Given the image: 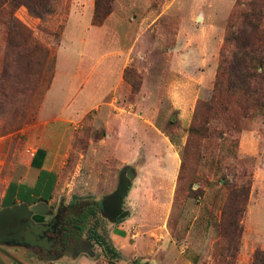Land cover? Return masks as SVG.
<instances>
[{"label":"rangeland","instance_id":"374dc122","mask_svg":"<svg viewBox=\"0 0 264 264\" xmlns=\"http://www.w3.org/2000/svg\"><path fill=\"white\" fill-rule=\"evenodd\" d=\"M44 1L43 21L26 5L0 10V194L46 126L60 152L53 208L97 204L130 166L128 217L112 225L97 211L84 234L108 242L113 229L168 230L160 250L142 257L115 250L113 259L93 243L94 264H251L264 253V106L226 92L227 111L211 100L229 16L249 0H113L101 26L92 25L95 0ZM98 4L106 9V0ZM201 27L214 43L206 52ZM120 43L131 67L106 104V54ZM55 71L49 112L71 114L45 125L40 110ZM64 97L65 111L56 107ZM136 215L144 218L132 222Z\"/></svg>","mask_w":264,"mask_h":264},{"label":"crops","instance_id":"0c3cea01","mask_svg":"<svg viewBox=\"0 0 264 264\" xmlns=\"http://www.w3.org/2000/svg\"><path fill=\"white\" fill-rule=\"evenodd\" d=\"M89 1L88 6H93L94 4ZM86 5V7H88ZM129 23H131L129 21ZM203 32H200V35H202V39H204V51L206 52L208 48L207 46L211 45L214 46L213 41L206 42L205 39L207 34V29L204 27H201ZM189 31V30H188ZM192 33L189 31V34H187V39L190 41L189 43H192L193 39L191 37H194L191 35ZM137 40L134 42V44H137ZM201 41V40H200ZM109 46L110 41L108 40ZM107 44V42H106ZM121 43L119 48L110 49L108 48V53L106 54V58L108 57L110 60L107 61L106 64V76H111L110 83H107L106 87V104L108 103H114L113 98H110L108 101V92L110 93L112 89V85L114 83L119 84L124 82V74L128 68L131 66L129 65L131 63L130 57L128 56V53L125 50L121 48ZM217 53V52H216ZM202 57V55H201ZM107 58V59H108ZM106 59V60H107ZM126 59V60H125ZM117 60V62H116ZM137 71V69H136ZM140 71V70H139ZM214 74V73H212ZM58 71H55L54 78L47 90V93L45 95V98L43 99L41 110H40V120L45 125L56 123V122H62L67 121L64 119L65 117L69 116L71 112H66V116L64 118H58L56 119L54 116H51L50 106L48 98L51 95L52 91L56 88L55 83L57 80ZM66 97L63 98V101L60 103H57L56 107L65 110H68L69 105L67 107L62 104V102L67 101L68 99L64 100ZM52 109V108H51ZM77 113V112H76ZM68 119V118H67ZM51 135V131L45 126L39 136V147L36 148L37 150H32L30 157L25 163H22V165H18L19 167L15 171V166L12 167V172L15 174L17 178H12L8 181L6 184L3 192L0 194V209L8 206H12L14 204L18 203H27L30 206L34 205L39 202H46L49 206L53 201V187L56 183V175L57 171L59 169L60 161L57 159L58 156H60V152H55V156L53 154L54 149H58V147H51L49 144L48 136ZM60 140V139H58ZM46 141V142H45ZM60 147V145H59ZM37 153L35 154V152ZM177 181V178L175 179V182ZM50 189V191H47V189ZM144 218V217H143ZM140 219L138 215L133 217L131 219L132 222H136ZM153 227V226H152ZM117 230H123L116 227ZM168 235V230L165 227V224L158 225L156 227H142L139 228V231L135 234H130L128 231H120L119 233L116 232L114 229L111 230L108 233V242L110 243L111 247L114 248V250H122L123 252H127L128 254H131L132 251L135 252V255H138L142 253L152 255L155 252H158L162 246L159 242H161L162 238H165ZM85 238V237H84ZM130 240H134L131 244L129 243ZM93 242L88 241H82L78 248L75 249V252L72 253V257H67L66 255L60 258L57 261H52L49 264H94L95 257L98 254L99 251H102L101 249H96L94 247ZM86 244H90L92 246V250L94 252V256H90L85 252ZM11 251V250H9ZM18 257L20 256L22 264H38L36 261L28 258L27 256H23L21 252H18L16 254ZM142 257V256H141ZM137 264H141V262H138Z\"/></svg>","mask_w":264,"mask_h":264},{"label":"trees","instance_id":"16d2710c","mask_svg":"<svg viewBox=\"0 0 264 264\" xmlns=\"http://www.w3.org/2000/svg\"><path fill=\"white\" fill-rule=\"evenodd\" d=\"M112 1L106 0V9L100 10L99 0H95L93 26H101L105 22L112 12ZM21 4L28 6V10L42 21L44 16L49 14L44 0H36L33 4L26 0H0V10L3 7L14 9ZM243 5V9H236L229 16L213 84L211 100L220 104L226 111L229 105L221 100L223 92L241 94L258 110L264 106V0H249L246 4H240ZM38 9H42L44 13H36ZM10 33L11 30L6 26L7 41ZM240 113L246 114L244 111ZM89 214L91 213L82 216L80 232L84 231V223ZM87 238L98 245L108 257L118 258L110 243L105 242L95 231H88ZM251 264H264V253L255 251Z\"/></svg>","mask_w":264,"mask_h":264},{"label":"water","instance_id":"95a60500","mask_svg":"<svg viewBox=\"0 0 264 264\" xmlns=\"http://www.w3.org/2000/svg\"><path fill=\"white\" fill-rule=\"evenodd\" d=\"M136 169L127 166L121 171L118 177L116 189L101 198V215L110 224L128 217L129 212L123 208V203L127 197L132 183L136 178ZM53 211L46 202H39L34 205L27 203H18L12 206L0 209V264H9L6 259H10L14 263L22 264L18 259L8 253L9 250L24 251L28 248L34 249L45 246L49 251L54 244V238L47 235L50 223H36L33 216L49 217ZM86 254L94 256L92 246L86 244L84 249ZM62 255L49 257L45 261L52 262L62 258Z\"/></svg>","mask_w":264,"mask_h":264},{"label":"flooded vegetation","instance_id":"af4514ba","mask_svg":"<svg viewBox=\"0 0 264 264\" xmlns=\"http://www.w3.org/2000/svg\"><path fill=\"white\" fill-rule=\"evenodd\" d=\"M84 203L82 204L75 200L73 204L66 206L60 203L57 208H53L52 204H50L49 208L53 211L51 216H33V220L36 223H50L53 221L52 226H49L47 231V235L54 238V244L49 251H46L45 246H41L34 249L28 248L24 251L11 250L8 253L14 255L19 262H22L20 256L16 255L18 252H21L23 256H27L38 264H49L50 262L45 261L49 257L59 255L72 257V253L75 252V249L79 247L82 241L93 242L87 238V235L83 231H79L82 216L85 213H91L88 218L95 217L97 211H101V201L97 204L95 202ZM93 243L91 244L93 245ZM0 255L2 254L0 253ZM5 261L11 260L6 259ZM13 264L17 263L13 262Z\"/></svg>","mask_w":264,"mask_h":264}]
</instances>
